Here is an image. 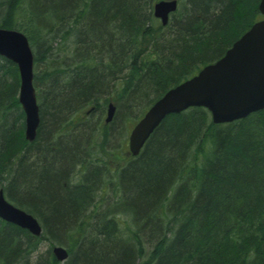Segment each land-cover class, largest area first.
<instances>
[{
	"label": "trees",
	"instance_id": "trees-1",
	"mask_svg": "<svg viewBox=\"0 0 264 264\" xmlns=\"http://www.w3.org/2000/svg\"><path fill=\"white\" fill-rule=\"evenodd\" d=\"M155 1L0 0V27L32 47L39 106L28 141L18 68L0 55V189L42 227L0 218V264H264V107L224 124L204 106L169 113L138 154L124 142L114 170L86 147L110 144L261 17L259 0H177L162 24Z\"/></svg>",
	"mask_w": 264,
	"mask_h": 264
},
{
	"label": "water",
	"instance_id": "water-1",
	"mask_svg": "<svg viewBox=\"0 0 264 264\" xmlns=\"http://www.w3.org/2000/svg\"><path fill=\"white\" fill-rule=\"evenodd\" d=\"M176 7L177 0H157L153 3V15L165 24ZM258 9L264 16V0H259ZM0 55L17 65L24 136L32 141L39 125V106L33 85V51L26 35L15 28L0 27ZM188 106L206 107L214 121H231L264 107V17L253 22L221 57L153 101L132 128L129 152L138 154L144 141L167 114ZM114 110V103L109 102L106 120L111 119ZM0 218L33 235L42 231L37 218L8 201L2 189ZM52 253L59 261L68 256L67 249L59 244L52 247Z\"/></svg>",
	"mask_w": 264,
	"mask_h": 264
},
{
	"label": "bare ground",
	"instance_id": "bare-ground-1",
	"mask_svg": "<svg viewBox=\"0 0 264 264\" xmlns=\"http://www.w3.org/2000/svg\"><path fill=\"white\" fill-rule=\"evenodd\" d=\"M156 18H158V17H156ZM159 19V18H158ZM160 20V19H159ZM169 20V17H168V19H167V21ZM161 22V21H160ZM167 23V22H166ZM165 23V24H166ZM22 32V31H21ZM23 33V32H22ZM237 39V38H236ZM235 39V40H236ZM29 45H30V43H29ZM30 47H31V45H30ZM230 47V46H229ZM228 47V48H229ZM227 48V49H228ZM31 49H32V47H31ZM226 49V50H227ZM225 50V51H226ZM224 54V53H223ZM222 54V55H223ZM221 55V56H222ZM220 56V57H221ZM218 59V58H217ZM206 64H208V63H206ZM206 64H204V65H206ZM204 65H202L198 70H197V72L204 66ZM196 72V73H197ZM195 74V73H194ZM193 74V75H194ZM193 75H191V76H189V77H187V78H185V79H183L182 81H180L179 83H181V82H183L184 80H186V79H188V78H190V77H192ZM179 83H177V84H179ZM177 84H175V85H177ZM175 85H173V86H175ZM173 86H171V87H169L168 89H170V88H172ZM167 89V90H168ZM146 110H147V108H146ZM145 110V111H146ZM88 111H89V109L88 110H86V114L88 113ZM115 111V110H114ZM144 111V112H145ZM144 112L141 114V116L144 114ZM208 112H209V117H210V121H211V123H213V124H224V123H226V122H231V121H214L213 120V117H212V113H210V111L208 110ZM113 114H114V112H113ZM106 116H107V112H106V110H105V112H104V114H103V118H102V123L104 124V125H108V124H110V122H111V119H112V117H113V115H112V117H111V119L110 120H106ZM140 116V117H141ZM139 117V118H140ZM139 118L133 123V124H131L130 126H127V127H125V129H123L122 131H120L119 133H118V135H117V137L110 143V144H102L99 140L97 141L94 137L92 138V137H90L88 140H87V143H86V147H89V146H99L100 148H99V151L102 153V155L103 156H105L104 158H105V160H106V162L108 163V165H109V167L112 169V170H114L118 165H113L112 164V161H111V159H109L110 157L108 156V155H113L114 153H119L120 151H121V149H122V146H123V144H124V142H126L125 143V146L127 147V148H129V140H130V135H131V132H132V128L134 127V124L139 120ZM161 122V121H160ZM159 125V124H158ZM157 125V126H158ZM156 126V127H157ZM155 127V128H156ZM150 136V135H149ZM148 136V137H149ZM148 139V138H147ZM147 139L144 141V143L147 141ZM129 153L130 152H128V155H129ZM131 154V153H130ZM127 155V156H128ZM132 155V154H131ZM91 227V226H90ZM90 233H91V228H89L88 229V231H87V236L86 237H90L91 235H90Z\"/></svg>",
	"mask_w": 264,
	"mask_h": 264
},
{
	"label": "rangeland",
	"instance_id": "rangeland-1",
	"mask_svg": "<svg viewBox=\"0 0 264 264\" xmlns=\"http://www.w3.org/2000/svg\"><path fill=\"white\" fill-rule=\"evenodd\" d=\"M40 67H45V65L42 63L41 64V66ZM40 67H38V70H40ZM34 68V67H33ZM37 102H38V100H37ZM126 143V142H125ZM124 147H125V149H126V151H128V148L124 145ZM126 151H124L123 153H125ZM127 154V153H126ZM110 158L109 159H111V161H112V164L113 165H117V164H120V162H121V157H120V155H115V154H111V155H108ZM6 197V196H5ZM6 199L8 200V201H10L7 197H6ZM11 203H13L12 201H10ZM14 205H16L15 203H13ZM16 206H18V205H16ZM19 207V206H18ZM61 245V244H60ZM46 246H47V243H42L41 245H40V250L42 251V250H44L45 248H46ZM62 246H64V245H62ZM65 247V246H64Z\"/></svg>",
	"mask_w": 264,
	"mask_h": 264
}]
</instances>
